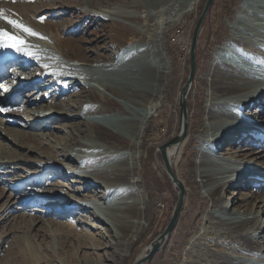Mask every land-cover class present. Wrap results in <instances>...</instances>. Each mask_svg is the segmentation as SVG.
Instances as JSON below:
<instances>
[{
  "label": "rangeland",
  "instance_id": "374dc122",
  "mask_svg": "<svg viewBox=\"0 0 264 264\" xmlns=\"http://www.w3.org/2000/svg\"><path fill=\"white\" fill-rule=\"evenodd\" d=\"M110 1L112 7L116 9L106 11L118 14L109 16V13H107L108 16H102L104 19L102 17L94 19L88 17V19L86 16L80 15L82 11L95 12L90 9L87 0L33 1L30 15L34 20L47 19L62 31H66L65 38L76 41L79 47L85 51L87 57H92V61L96 60L95 53L105 54L104 65L100 68L87 70V78L91 80L102 79L107 85L115 87L119 95L111 96L119 103V106L123 107V110L104 116H86L75 111L73 113H62L59 110V105L63 103L68 108L76 106L74 103L76 98L73 96L83 88V85L73 87L74 84L70 80L74 77L83 84L84 76L80 78L70 74L71 72L78 74L80 70L79 68L74 69V65L81 63L68 60L59 51L54 53L49 50L41 51L31 48L36 55L35 57L39 59V61L32 64V69L41 67L40 69L44 70L47 69L45 67L47 65L64 70L69 69L71 72L68 70V73L62 71L56 72L57 74L54 72L50 74L51 77L48 80L55 79L54 87L51 86L54 83L41 81L43 79L36 81L38 85L41 84L39 90H36L38 85L33 86L34 83H30L32 85L28 88H21L19 92L9 94L10 103H6L0 97V151H3L4 148L8 149L5 152L13 150L20 155V158L22 157V160L23 158L26 160V164L21 162L10 163L8 167H4L0 163V264H29L17 248L22 247L24 249L27 248L28 244L34 246V243L37 252L33 253L35 254L33 260L40 259L36 264H117L119 261V254L111 248H106L105 244L117 245L128 240L130 233L124 234L121 227H128L130 222L137 220L128 219L121 211L123 209L116 206L118 201L111 194L107 185L91 183L87 184L88 188L86 189L81 181L83 178L74 173L77 171L84 174L88 170L99 168V165L87 169L79 168L75 164L71 165L62 161L61 157L58 156L64 152H69L72 159L82 155L77 149H69L67 139L69 135H72L71 133L74 134L73 137L79 143L92 146L93 149H91L90 155H99L104 144L87 136L88 134L83 136L77 133V131L88 129L83 125L86 121L105 126L129 140L131 144L137 145L133 154V156L136 154L137 158L133 162L138 161L141 155L142 186L145 195L139 193V197L145 199L146 204L142 207H147V213L143 217L145 220L142 222H145V225L139 229V232H141L139 237L136 238L137 241L130 245V257L123 264H134L141 254L146 252L155 240L166 231L172 219L180 191L174 186L167 172L161 148L175 140L180 133V120H182L180 96L190 76V52L194 30L207 0H198L193 11L165 34L162 30L156 32L154 27V31L150 32L152 35L149 36L148 40L125 45L126 47L121 49H117L109 38L112 22L132 25L139 30L143 26H146L145 30L149 29L154 24L152 18L145 23L141 15L139 17L138 14L128 15L124 13L123 11H131L129 8H125V3L139 2L147 7L148 13L156 17L157 7H160V10H167L172 4L177 7L182 5L185 0ZM71 2H80L82 6L77 7L72 5ZM247 2L249 5H246ZM244 4L245 7H243ZM35 8L38 10L35 11ZM242 8L247 10L248 13L243 11ZM20 21L34 30L23 19ZM234 26L240 30H234ZM5 28H8L6 22ZM96 36L97 40L95 39ZM257 42H260L261 48L264 49V0H247L246 2L245 0L214 1L198 36L195 49V73L187 98L186 110L190 113L188 117L190 119L185 138L189 136L193 141L185 151L186 155L183 158V163L180 164L181 168L176 164L172 167L175 176L186 181L185 196H188L189 200L184 203L179 220L163 247L144 264H183L187 260L186 252L193 238L200 236L204 230L207 231L210 227L207 217L212 209L211 199L208 197L206 190L202 188L199 177L194 172V163L199 160L197 153L203 149L212 151L211 149L216 148V146L213 148L207 147V144L205 145V141L209 140L212 133L217 134L212 130L209 131L212 125L207 121L206 116L211 94L208 83L212 79L211 74L214 63L220 59L219 54L221 56L227 55V51L230 50L238 56V60L241 61L240 65L246 66L247 64L243 61V58L248 59L246 44L255 43L254 45H256ZM148 47L149 49L160 47L159 50L167 69L166 88H163L160 94L164 104L165 118L153 133H147L143 139L142 147H140L141 140H139V137L142 136L139 135L140 131L148 127L149 119L154 120L158 116V113L147 112L142 107L150 106L146 102V96L154 94L157 90L156 82L158 81H154L146 75L138 80L134 75L138 68L143 69L147 68L148 65H152L149 62L154 55L149 57L147 52L146 55L141 54L142 49L145 50ZM224 47L226 49L225 54L221 51ZM10 51L15 50L0 49V72L5 73V76L1 75L0 77V96L5 91L20 87L22 82L28 84L27 80L30 78L28 73L20 70L19 66L15 67L14 64L8 66L13 58L16 60ZM36 51H39L38 54H36ZM28 58L30 59V57ZM111 62H113L112 65ZM259 69H261L259 79L264 83V65L262 64ZM132 78L133 86L131 85ZM130 86L145 97L136 98L137 106L120 97L126 96L124 91ZM60 87L68 91L59 97L55 93ZM24 103H34L39 106L35 107L31 104L32 106H29L28 109H22ZM32 108L34 109L31 110ZM36 110L40 111L38 117L40 119H37L38 123H45L40 128L37 125H29L34 123L33 116L38 114ZM247 111H249L248 108L244 112ZM251 111L252 115L256 117L255 121H258V124L264 128V106H252ZM256 111L261 112L254 114L253 112ZM244 112L241 111L242 115H245ZM146 114L147 118H145ZM126 121L127 124H130V122L140 123L138 131L134 132V128L126 127ZM21 133H25L27 136L21 135ZM248 141L249 138L246 135L228 140L224 144L223 150L220 151L221 155L225 157V162L221 163L217 160V164L221 166H227L234 162L243 164V160L240 158H231L232 152L228 149L233 144H237L238 146H234V152L241 150V155L250 154L249 149L252 146L246 144ZM33 142H36L38 146L34 147ZM257 143L255 149L257 154L252 158L256 162L253 167L258 166L259 176L244 177V180L238 185L232 184L228 190L221 192L220 197L222 202H229L231 215L236 214L238 210L247 214L260 215L262 229L255 236L257 237L255 241L258 245L264 246V140ZM50 149L58 159H53V155L48 156L45 153L46 150ZM56 152L60 153L57 155ZM122 154L124 152L120 153V155ZM1 159H4V156L0 154ZM45 162L49 163V168H54L53 173H47L48 170L42 171L38 169L39 166L26 168L29 163L44 166ZM137 166L141 168L140 164H137ZM102 187L105 188L106 192L104 200L87 198L88 195H93L98 188L103 190ZM129 188L130 186L125 185L119 187V190L125 193ZM132 200L128 199L127 201L132 202ZM54 202L56 204L64 203L55 206L48 205V203ZM192 204L196 207L194 211L191 210ZM69 205L72 207L67 208ZM58 207H61V212L57 213L55 210ZM95 215L99 216L102 222L94 221ZM32 219H35L36 222ZM27 221H29V224H25ZM52 221L72 223V226L78 232H88L93 237L94 242L83 243L72 236L68 229L50 226ZM15 227L18 229L15 230ZM207 244L211 245L204 236L196 243L195 247L189 250L188 264L189 261L203 259V249L206 246L210 247ZM251 257L255 261L260 259V263L257 262L258 264H264V253L262 258H258L253 251H248L247 258L251 259ZM253 260L251 261L252 264H256Z\"/></svg>",
  "mask_w": 264,
  "mask_h": 264
},
{
  "label": "bare ground",
  "instance_id": "6f19581e",
  "mask_svg": "<svg viewBox=\"0 0 264 264\" xmlns=\"http://www.w3.org/2000/svg\"><path fill=\"white\" fill-rule=\"evenodd\" d=\"M33 1L34 0H1L0 2V9L4 10V14L6 16H8L10 19H16L20 23V20L23 19V21L31 25L34 30L37 31L36 33L40 34L39 36H30L24 33L22 30L14 29L11 25H8L9 29L7 28V30L10 32H15L18 36L22 37L30 46L28 50H31L34 55L30 56L25 52L10 51L18 61L14 60L13 58V61H10L8 66L12 64H14L15 67L19 66L20 70L24 73H28L30 78L27 80L28 84L22 82V85L20 87L5 91V93L0 96L1 99H3L6 103H10L11 99H9V94L19 92L21 88H28L30 85H32L30 83H34L33 86L38 85L36 81H40V79H43L41 81L44 82L54 83V85H51L54 87L55 79L52 78L51 80H48V78L51 77L50 74H53V72L56 73L62 71L68 73L69 69L64 70L51 66H47V69L44 70L40 69L41 67L39 69H32V64L39 61V59L35 57L36 55L31 49L33 48L41 51L49 50L50 52L52 51L54 53H57L59 51L68 60L78 61L81 63L78 65H74V69L79 68L80 70L78 71V74L73 73L70 70L69 71L71 72V76H73V74L76 77L80 78H83L84 76L85 80L83 84L82 82H79L77 78L73 77L72 79H70L72 84H74L73 87L83 85V88L80 92L73 96L76 98V101L74 102L76 106L68 108L63 103L59 105V110H61L62 113H73V111H75L86 116H104L105 114H113L120 110L122 111L123 107L119 106V103H117L112 97L119 95L115 87L107 85L102 79L91 80L87 78V70L100 68L104 65L105 54H99L98 52L95 53L96 60L92 61V57H87L85 51L81 47H79V44L76 41L65 38L66 31H62L55 24L47 21V19L34 20L33 17H31L32 15H30V13L32 12V4H34ZM246 1L247 0H245V2ZM4 2H6V4H4ZM197 2L198 0H185L182 5H179L177 7L172 4L171 7L167 10H160V7H157L158 9L155 8L157 9L156 17L148 13L146 10L147 7L139 2L131 1L127 4L124 2L125 8H129L131 10L123 11L124 13L128 15L138 14L139 17L141 15L145 23L148 21V19L152 18V22H154V24L150 26L149 29L145 30L146 26H143V28L139 30L135 29L132 25H122L112 22L111 30L109 31V38L111 40V43L114 44L117 49H121L122 47H126L125 45H131L136 42L148 40L149 36L152 35V31H154V27L156 28V32L162 30L163 34H165L171 27L177 25L181 20H183V18L187 14L191 13ZM87 3L90 9L95 12L82 11L80 15H83V17L86 16L87 18L89 17L94 19L98 17L100 18L103 15L106 17L108 15L116 16L118 14L106 11H113L116 9L112 7V3L110 0H87ZM71 4L76 5L77 7L82 6L80 2H71ZM246 5H249L248 2L246 3ZM243 7H245V4L243 5ZM37 10L38 9L35 8V11ZM242 10L248 13L247 10H244L243 8ZM107 13L109 14L107 15ZM102 19L104 18L102 17ZM5 22V20L0 19V28H5ZM233 28L237 31L240 30L235 26ZM95 39L97 40V36ZM254 44H246L248 59L243 58V61L245 62V64H247L246 66L240 65L241 61L238 60V56L234 55V53L230 50L227 51V55L221 56L219 54L218 56L220 59L218 58L219 60L216 61L213 66V71L211 74L212 79L208 83L211 94L209 96V105L207 106L206 116L207 121L212 125V128L209 131L211 132L212 130L214 132H217V134L212 133L209 140L205 141V145L207 144V147L213 148L216 146V148L211 149L212 151L208 149L199 151L197 153V157L199 160L197 163H194V172L199 177V182L201 183L202 188L206 190L208 197H210L211 199L212 209L211 212L208 213L207 217V221L210 223V227L207 229V231L204 230L200 236L193 238L192 242L188 245L189 248L186 252L187 260L183 264H188V260L190 258V256L188 255L189 250L195 247L196 243L203 239L204 236L211 243V245L207 244L210 245V247L206 246L204 248L205 250L203 249L202 260L199 258L197 260L189 261V264H252L251 261L253 260V257H251V259L247 258L248 251H253V253H255L258 258H262L264 253V246L258 245L255 241L257 238L255 236L262 229V220L260 219V215L251 213L247 214L246 212H241L240 210H238L236 214L231 215L229 202H222L220 197L221 192H225L226 190H228V188H230L232 184L238 185L241 181L244 180V177L246 178L247 176H259L258 166L253 167V164H256V162L253 161L254 159L252 157L257 154V152H255V149L258 145L257 142H259L260 140H264V128H262L258 124V121H255L256 117L255 115H252L251 108L252 106L254 107L258 105L264 106V83H262V81L259 79L261 71V69L259 68H261L262 64L264 65V49L261 48L260 42H257L256 45ZM157 48L158 50H156ZM157 48L155 47L153 49H149L148 47L145 50L142 49L143 52H141V54L143 53L146 55L147 52V56L149 57L154 55L152 59L150 58L149 62L152 63V65H148V67L146 66L147 68L143 69L138 68L137 71L134 72V75L138 80H140L141 77H145L146 75V77H149L154 81H158L156 82L157 90L154 92V94L146 96V102H148L150 106H142L147 112L153 111L158 113V116L154 120L149 119L148 127L140 131L139 135H142L139 137V140H141L140 147H142L143 139L146 137L147 133H153L154 130H156V128L163 123L165 118L164 104L162 102V97L160 96V94L162 89L166 88L165 79L167 69L165 68L163 56L159 50L160 47ZM107 50L109 49L107 48ZM225 50V47L224 49H221V51L223 52ZM38 52L39 51H36V54H38ZM28 57H30V59ZM112 63L113 62H111V65ZM4 74L5 73L1 71L0 77L1 75L5 76ZM61 75L63 74L61 73ZM16 80H18V78H16ZM131 81V85L133 86V78L131 79ZM186 84L181 92L180 103L183 100L187 105L188 93L191 90L192 82L187 87L185 93L186 95L184 96L183 91L184 88H186ZM132 86L124 91L126 95L125 97H120L128 102H132L137 106L136 98L145 97L137 93ZM40 87L41 84L38 85L36 90H39ZM67 91V89L64 90L63 87H60L55 94L56 96L60 97L62 96L61 94L66 93ZM86 99L87 101L85 102ZM31 104H33L35 107L39 106L38 104L34 103H24L22 109H28L29 106H32ZM246 108H248L249 111L244 112ZM33 109L34 108H32L31 110ZM36 111L38 114L33 116L34 123L29 125H37V127L40 128L41 126L45 125V123H38L37 119H40L38 118L40 116V111ZM241 111H243L245 115H242ZM259 112L261 111H256L253 113L258 114ZM189 114L190 113L187 112V110L185 113H181L182 120H180V133L175 138V140L172 141L174 143L168 146L165 151L166 161L170 166L174 176V179H171V181L174 186L178 188L180 193H183L184 203H187L189 200V197L185 196V185L187 184L186 181L182 180L180 177L175 176L172 167L174 164L180 167V164L183 163V158H185L186 155L185 151L187 148H189L190 144H192L193 141L189 136L185 138L190 119H188ZM145 118H147V114L145 115ZM83 125L88 129L77 131L78 135L84 136L85 134H88L87 136L104 144L99 155H90V151L91 149H93L92 146L89 144H81L76 141V138L73 137V133H71L72 135H69L67 139V145L69 149H77L82 155L72 159V156L69 152H64L61 155H58V153L60 152L56 153L59 157H61L62 161L71 165L75 164L79 168L87 169L99 165V168H93L91 170H88L87 172H84V174H80L77 171L74 173L83 178V180L81 181L86 189L88 188L87 184L91 183H103L107 185L110 188L111 194L118 201L116 206L123 209L121 211L124 212L128 219L137 220L130 222L128 227H121V230L124 234H126L127 232L130 233L128 238L126 237L128 240L122 242V244L120 243L117 245L110 243L105 244L107 246L106 248H111L119 254L120 258L117 264H123L127 260V258L130 257V245L137 241L136 238L139 237V234L141 232H139V229L145 225V222H142L145 220L143 217L147 213V207H142L146 204L145 199L143 197H139V193H144L145 195L142 186L143 170L141 155L139 156L138 161L133 162V160L137 158L136 154L135 156H133L134 152L136 151L137 145L131 144L129 140L120 136L115 131L97 123L86 121L85 123H83ZM125 126L128 128H134V132H137L138 128L140 127V123L130 122V124H127L126 121ZM21 135L27 136L25 133H21ZM240 135L248 136L249 141L246 144H251L252 147L249 149L251 153L247 155H241V150L234 152V146H238L237 144H233L228 150L232 152V154L230 155L231 158H240L241 160H243V164L238 162L228 164L227 166H221L217 164V160L221 163L225 162V157H223L220 152L221 150H223L222 148L224 144L228 140H231ZM32 145H34V147L38 146L36 142H33ZM5 150L8 149L4 148L3 151H0V154L4 156V159H1L0 163L4 167H8L10 163L21 162L26 164V160H24V158L22 160V157L20 158V155H18L17 152H14L13 150L10 152H5ZM51 150L52 149L46 150L45 153H47L48 156L53 155V159H58ZM122 152H124V154L120 155V153ZM137 164H140L141 168L137 166ZM30 166H39L38 169L42 171L48 170L47 173H53L52 171L54 170L53 167L49 168V163L47 162H45L44 166L36 164L32 165L31 163H29L28 166L25 167L29 169ZM125 185L130 186V188L127 192L124 193L119 190V187L121 188ZM102 189L103 190L98 188L97 190H95L93 195H88L87 198L104 200L106 192L104 187H102ZM117 190H119V192H117ZM128 199L133 200L132 202H128ZM62 203L64 202L57 204L62 205ZM57 204L55 202L48 203L49 206H55ZM81 208L85 210L87 209L86 207ZM195 209V205L192 204L191 210L194 211ZM94 218V221H101L99 216L95 215ZM32 220L36 222L35 219ZM25 224H29V221L25 222ZM50 226H55L56 228L60 229H68V232L72 236L78 238L83 243H89V241L92 243L94 242V240L92 239L93 237L88 232H78L74 229L72 223L52 221ZM16 228L17 227H15V230L18 229ZM168 237L169 235L164 237L163 234L160 235L151 245V247H149L146 252H143V254H141V256L136 260L134 264H144L143 262L151 251L153 245L156 243L160 246V248L163 247ZM26 247L27 248L24 249L22 247L17 248L18 252L24 255V258L29 264H36L37 262H39V258L37 259V261L33 260V257L35 255L33 253L37 252L35 243L34 246L28 244ZM255 262L256 264H258L257 262L260 263V259H257V261Z\"/></svg>",
  "mask_w": 264,
  "mask_h": 264
},
{
  "label": "water",
  "instance_id": "95a60500",
  "mask_svg": "<svg viewBox=\"0 0 264 264\" xmlns=\"http://www.w3.org/2000/svg\"><path fill=\"white\" fill-rule=\"evenodd\" d=\"M215 0H207L206 2V5L204 7V10H203V13L197 23V26L194 30V35H193V40H192V46H191V71H190V76H189V80L187 81V84H186V88H184V91H183V95L185 96L186 94V89L187 87L191 84V82L193 81V78H194V73H195V49H196V45H197V41H198V36H199V33H200V30H201V27H202V24L203 22L205 21V18L207 17L209 11L211 10L212 6H213V3H214ZM181 110L183 113L186 112V102L182 100L181 104ZM172 143L174 142H170L168 143L167 145H165L164 147H162V155H163V158L166 162V166H167V172L169 174V176L171 177V179L173 180L174 179V176H173V173L171 171V168L170 166L168 165L167 161H166V154H165V151H166V148L168 146H170ZM183 199H184V195L183 193H180L179 194V200H178V203L176 205V208H175V211L173 213V216H172V219L166 229V231L163 233V237L164 236H168L174 229L176 223L178 222L179 220V217H180V214L182 212V209H183ZM160 250V246L158 244H154L150 253L147 255L145 261L143 263H145L146 261H148L149 259L152 258V256L154 254H156L158 251Z\"/></svg>",
  "mask_w": 264,
  "mask_h": 264
},
{
  "label": "snow or ice",
  "instance_id": "6c2138e0",
  "mask_svg": "<svg viewBox=\"0 0 264 264\" xmlns=\"http://www.w3.org/2000/svg\"><path fill=\"white\" fill-rule=\"evenodd\" d=\"M0 19L5 20L8 25L12 26V28L22 30L24 33L30 36L40 35L30 27L14 19H10L4 14L3 9H0ZM0 49H12L16 52H26L30 56L34 55L31 51L28 50L29 46L26 44V41L22 37L18 36L15 32L8 31L5 28H0ZM45 67H47V65H45Z\"/></svg>",
  "mask_w": 264,
  "mask_h": 264
}]
</instances>
